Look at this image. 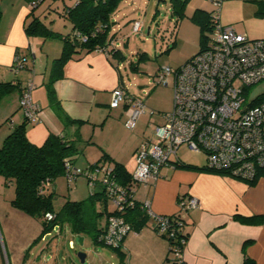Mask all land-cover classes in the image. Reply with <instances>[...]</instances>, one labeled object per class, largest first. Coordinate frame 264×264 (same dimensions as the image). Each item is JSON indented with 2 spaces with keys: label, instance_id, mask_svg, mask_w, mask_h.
Returning <instances> with one entry per match:
<instances>
[{
  "label": "crops",
  "instance_id": "0c3cea01",
  "mask_svg": "<svg viewBox=\"0 0 264 264\" xmlns=\"http://www.w3.org/2000/svg\"><path fill=\"white\" fill-rule=\"evenodd\" d=\"M53 2L51 0V4ZM56 2L60 3L55 10L59 16L63 9L74 6V0ZM125 5H129L128 0H123L110 18V33L115 34L114 37L110 35V41L116 47L120 40L116 34L121 28L118 21H138L127 17L130 11H121V6ZM197 9H192V14ZM29 13L30 6L25 0H0V83L12 86L0 98V146L11 132L10 126L2 125L12 120L17 127L25 121L18 103L26 82L32 81V99L40 105L41 112L38 123H27L25 126L28 141L40 146L49 134L65 135L70 140L79 138L82 142L77 148L85 160L77 166L79 162L75 159V167L85 169L95 164L102 154H107L109 159L105 163L108 166L114 167V163H119L132 177L136 167V150L143 142L157 139L153 133L149 135L143 131L140 120L143 116L151 118L155 115L154 111L152 114L146 111L139 117L133 129L136 134L126 140L117 136L118 132L126 130L125 106L111 109L109 104L113 89L120 85L127 89L121 73L125 58H121L122 54L116 57L91 52L71 59L63 66L61 77L53 83L55 102L64 116L82 122L65 126L50 105L47 93L51 64L60 56L62 42L28 37L24 27L31 19ZM33 16L40 15L33 13ZM71 31L72 26L67 34ZM238 33L248 37L249 34L260 36L252 39H264V30L255 27ZM16 56L25 59L24 68L18 73L11 70ZM162 66L166 65L148 67V76L152 78ZM147 127L151 128L152 124ZM197 167L200 169L162 167L158 178L146 185L135 184L132 180L127 185L135 188L134 199L138 203H150L153 214L177 215L183 220L187 234L183 252L185 264H245L246 261L264 264V219H259L264 216L262 173H258L255 184L251 185L227 174L210 171L205 165ZM77 183L86 186V190L72 193L68 197L70 201L84 200L90 194L85 180H78ZM181 197H195L200 205L195 210L180 211L178 200ZM13 198V185H3L0 180V264H31L41 243L43 227L38 220L16 210L11 205ZM102 207L100 205L99 209L103 210ZM105 211H114L108 199ZM106 223L107 215L103 214L101 226L105 227ZM149 225L148 220L146 225L137 229L132 227L133 231L126 235L120 248L121 264H169L171 256L167 240ZM111 251L119 257L116 251Z\"/></svg>",
  "mask_w": 264,
  "mask_h": 264
},
{
  "label": "built area",
  "instance_id": "2783aa9c",
  "mask_svg": "<svg viewBox=\"0 0 264 264\" xmlns=\"http://www.w3.org/2000/svg\"><path fill=\"white\" fill-rule=\"evenodd\" d=\"M206 1L213 10L204 48L178 68L159 67L152 77L156 85H171L172 109L162 116L163 123L154 127L157 141L143 142L136 150V167L131 177L135 184L146 185L155 180L162 167L177 168V150L181 145L204 154L210 171H224L242 181H251L259 172H264V102L246 107L253 98L244 94L245 88L264 81V39L249 38L233 26L220 23L222 4L228 0ZM30 6L35 7V3ZM140 30V23L135 22L132 31ZM95 52L108 55L101 49ZM24 61L16 56L11 70L21 71ZM33 89L32 81H27L18 106L24 120L36 124L40 121L41 108L32 99ZM121 105L125 106L124 126L133 130L139 117L146 113V107L120 85L112 90L109 107L115 109ZM7 123L11 128L14 126L12 120ZM64 168L68 186L83 177L90 189L102 186L112 202L116 215L107 218L101 237L104 246L122 247L124 238L133 229L121 214L138 205L156 234L176 241L170 264H185L183 252L187 239L178 234L182 227L180 218L153 214L148 201L138 203L134 199L135 188L120 186L114 178V167L105 162L80 169L66 159ZM199 205L195 197L178 200L180 211L195 210ZM45 217L48 221L54 219L51 213ZM69 244L73 246L72 242Z\"/></svg>",
  "mask_w": 264,
  "mask_h": 264
},
{
  "label": "trees",
  "instance_id": "16d2710c",
  "mask_svg": "<svg viewBox=\"0 0 264 264\" xmlns=\"http://www.w3.org/2000/svg\"><path fill=\"white\" fill-rule=\"evenodd\" d=\"M44 1L45 0H25L29 6L35 3V7L30 6L32 9H35ZM122 1L123 0H74L73 7L65 8L66 10L63 9L60 13L72 26L71 33L67 35L60 34L50 29L43 20H41L40 16H33L34 12L32 9L28 15L31 19L24 27L25 34L28 37H39L44 40L58 39L62 42L61 54L57 59H54L51 64L49 81L47 83V93L50 105L56 110L58 117L65 126L79 125L82 122L70 120L60 112L55 102L53 83L56 79L61 77L62 68L69 60L80 58L84 53H91L95 52L96 49H101L107 52L108 55L112 54V56L116 57L122 54L120 52L121 50L110 41V35L114 37V34L110 33V27L112 25L110 20L111 14L118 8ZM188 1L189 0H171V14L176 18L174 31L176 30L177 22L185 16V8ZM244 1L257 4L258 9L256 14L264 16V0ZM211 15L212 11L206 12L202 9H197L190 16L191 22L199 28V51L206 45V31L211 30ZM135 22H139L141 26L140 21ZM96 29H98V31H96ZM82 38H85V41H83ZM171 44L170 48H167L168 50L174 46L175 41L173 40ZM146 59L144 55L139 57V61H145ZM133 69L136 70V67ZM11 87L10 84L0 83V98L4 93L10 91ZM249 89H251V87L244 89L246 97L250 96ZM261 102H264V93L250 100L246 107H251ZM26 124L27 122L24 121L23 124L17 127L13 126L11 132L0 146V180L3 185H13L14 187V198L11 201V205L16 210L38 220L43 227L42 236L51 233L56 227L61 229L66 225L76 237L83 238V236H88L95 244L103 245L101 237L106 226H101V218L103 214H106L108 218L111 215H116V213L114 211L110 213L105 211L108 198L102 186L89 188L90 194L86 199L81 201H67L59 211L53 209V193L47 192V187L59 176L64 175V161L66 159L74 166L73 163L76 156L81 154V150H78L77 145L82 142V140L79 138L70 140L67 139L65 135L56 136L54 134H49L43 144L37 146L28 141L25 130ZM108 159L109 157L107 154H102L101 158L93 165L106 162ZM177 167L200 169L195 165L180 161ZM213 172L227 174L224 171ZM261 173V175L264 176V172ZM257 176L253 180L245 182L253 185L257 180ZM114 178L115 181L123 187H127V184L131 180L130 174L125 170V167L119 163H114ZM100 205L103 206V210L99 209ZM46 213L53 214L54 219L48 221L45 217ZM121 216L124 218L125 222L135 229L146 225L149 220L146 213L141 210L138 205L133 209H127ZM173 216L179 218L177 215ZM259 219H264V216ZM180 221L182 222V227L178 234L187 239V234L184 231V222L183 220ZM160 236L167 240L169 244V255L172 258V250H174L176 246V241L163 235ZM112 250L116 251L119 257H122L120 248ZM171 258L168 259L169 264ZM245 264H252V262L246 261Z\"/></svg>",
  "mask_w": 264,
  "mask_h": 264
},
{
  "label": "rangeland",
  "instance_id": "374dc122",
  "mask_svg": "<svg viewBox=\"0 0 264 264\" xmlns=\"http://www.w3.org/2000/svg\"><path fill=\"white\" fill-rule=\"evenodd\" d=\"M128 1L129 5L121 6V11H130L127 17L131 16L133 20L140 21L142 30L140 33H134L131 30L133 23L127 21L122 23V19L118 21L121 28L116 34L120 39L117 41V47L125 58L121 73L129 93L144 103L147 112H155L151 118L143 116L140 119L143 131L151 135L154 133V127L163 123L162 116L172 109V88L153 83L152 78L148 76L147 68L155 65L178 68L195 56L199 51V29L190 20L192 9L198 8L211 12L213 7L206 0H191L185 10V16L177 22L174 31L176 18L171 14V0ZM59 4L55 1L51 4V0H45L35 9L30 7V11L32 9L34 14L40 15L41 20L50 29L67 34L71 26L61 14L59 16L56 13L55 10L58 9ZM257 9L258 6L254 2L225 1L221 7L220 23L222 25L231 24L237 32H246V29L254 27L264 30V16L256 14ZM257 37L260 36L249 34V38ZM173 40L175 44L168 50ZM47 42H57V40L47 39ZM141 54L147 58L144 62L139 61V57L143 56ZM134 67H137L136 70L133 69ZM261 93H264V81L249 89L251 98ZM148 124H152V127H147ZM2 126L6 127L8 123L5 122ZM125 129L117 134L120 140H126L129 136L136 134V131ZM177 157L186 164L205 165L204 154L195 153L186 145L178 148ZM76 159L79 162L77 166L85 160L83 155L76 156ZM78 178V180H85L83 177ZM77 181L74 180L68 186L66 177L61 175L47 187V192L53 193L52 206L55 211H59L65 202L70 201L68 197L72 193L86 190V186L75 184ZM69 242L73 243L72 247L69 246ZM111 250L101 244H95L88 236H83V242L79 243L78 237L69 230L68 226L64 225L61 229L56 227L44 240H41L31 264H81L77 257L78 252L86 253L83 264H121L120 257H116Z\"/></svg>",
  "mask_w": 264,
  "mask_h": 264
},
{
  "label": "water",
  "instance_id": "95a60500",
  "mask_svg": "<svg viewBox=\"0 0 264 264\" xmlns=\"http://www.w3.org/2000/svg\"><path fill=\"white\" fill-rule=\"evenodd\" d=\"M79 243L83 242V238L82 237H78ZM78 260L81 264H83L85 262L86 259V253L84 252H78L77 254Z\"/></svg>",
  "mask_w": 264,
  "mask_h": 264
}]
</instances>
